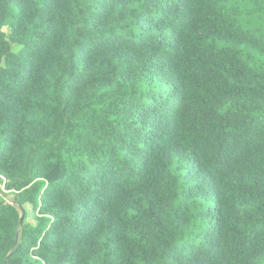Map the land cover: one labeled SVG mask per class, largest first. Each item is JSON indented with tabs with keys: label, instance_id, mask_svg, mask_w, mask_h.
Here are the masks:
<instances>
[{
	"label": "trees",
	"instance_id": "trees-1",
	"mask_svg": "<svg viewBox=\"0 0 264 264\" xmlns=\"http://www.w3.org/2000/svg\"><path fill=\"white\" fill-rule=\"evenodd\" d=\"M0 184V264H264V0H0Z\"/></svg>",
	"mask_w": 264,
	"mask_h": 264
},
{
	"label": "rangeland",
	"instance_id": "rangeland-1",
	"mask_svg": "<svg viewBox=\"0 0 264 264\" xmlns=\"http://www.w3.org/2000/svg\"><path fill=\"white\" fill-rule=\"evenodd\" d=\"M0 187L2 188L1 184H0ZM1 194L2 193H0V195ZM4 198H5L6 201H10V200H12L13 195H6V196H4ZM28 221L29 222H32V223L36 222V220L34 219V217L32 216V214L28 217Z\"/></svg>",
	"mask_w": 264,
	"mask_h": 264
},
{
	"label": "water",
	"instance_id": "water-1",
	"mask_svg": "<svg viewBox=\"0 0 264 264\" xmlns=\"http://www.w3.org/2000/svg\"><path fill=\"white\" fill-rule=\"evenodd\" d=\"M20 209H21L22 215L20 217L19 223H20V227H22L24 224L25 217H26V210L22 206H20Z\"/></svg>",
	"mask_w": 264,
	"mask_h": 264
}]
</instances>
